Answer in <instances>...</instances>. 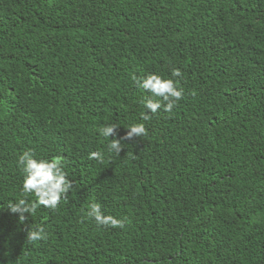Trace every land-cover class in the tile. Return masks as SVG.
Wrapping results in <instances>:
<instances>
[{"label":"trees","instance_id":"trees-1","mask_svg":"<svg viewBox=\"0 0 264 264\" xmlns=\"http://www.w3.org/2000/svg\"><path fill=\"white\" fill-rule=\"evenodd\" d=\"M150 74L183 89L171 113L145 108ZM28 151L73 188L20 223ZM0 264H264V0H0Z\"/></svg>","mask_w":264,"mask_h":264},{"label":"clouds","instance_id":"clouds-1","mask_svg":"<svg viewBox=\"0 0 264 264\" xmlns=\"http://www.w3.org/2000/svg\"><path fill=\"white\" fill-rule=\"evenodd\" d=\"M236 11H230L229 8L225 13V17L232 16ZM244 27L236 28L235 34L229 41L238 42L243 32ZM182 72L178 69L172 70L173 77H182ZM133 82L140 88L151 93L154 99H149L145 103V108L155 115L158 110L163 108V111L171 113L177 103L184 98L183 89L180 88L178 81L173 79H163L158 75L150 74L147 77L133 75ZM179 89V90H178ZM195 95V94H193ZM151 115L142 114L141 119L150 121ZM118 127L113 124L104 126L99 129L101 136L112 138L118 136ZM148 135L144 124L133 125L127 130V135L112 139L109 144V152H114L117 156L124 151L122 143L131 141L134 138L146 137ZM89 160H97L100 163L104 162L103 154L93 152L88 157ZM19 165L24 174L23 192L25 199H20L17 203H9L7 208L12 214H19L20 223H24L28 215H35L39 207L47 208L53 212L57 211L62 199L66 200L68 193L73 188V183L67 179V174L63 169V158H53L51 161H37L34 158V153L31 151L25 152L20 156ZM35 197V201L29 203L26 199L29 196ZM89 218L95 220L98 227L104 228H124V221L117 220L112 216H104L102 214L101 205L93 203L90 205V211L87 213ZM48 235L44 227L31 229L27 233V243H36L38 241H47Z\"/></svg>","mask_w":264,"mask_h":264},{"label":"bare ground","instance_id":"bare-ground-1","mask_svg":"<svg viewBox=\"0 0 264 264\" xmlns=\"http://www.w3.org/2000/svg\"><path fill=\"white\" fill-rule=\"evenodd\" d=\"M160 213V212H159Z\"/></svg>","mask_w":264,"mask_h":264}]
</instances>
